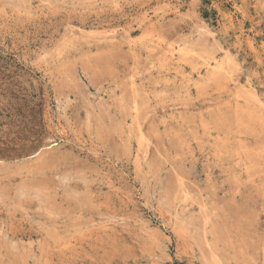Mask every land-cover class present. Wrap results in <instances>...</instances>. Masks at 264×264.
Instances as JSON below:
<instances>
[{"label":"rangeland","instance_id":"1","mask_svg":"<svg viewBox=\"0 0 264 264\" xmlns=\"http://www.w3.org/2000/svg\"><path fill=\"white\" fill-rule=\"evenodd\" d=\"M0 264H264V0H0Z\"/></svg>","mask_w":264,"mask_h":264},{"label":"bare ground","instance_id":"2","mask_svg":"<svg viewBox=\"0 0 264 264\" xmlns=\"http://www.w3.org/2000/svg\"><path fill=\"white\" fill-rule=\"evenodd\" d=\"M253 92V91H252ZM251 95V94H249ZM256 95V94H255ZM258 100V99H257ZM259 103V102H258ZM262 103V102H261ZM238 105V104H237ZM235 109V108H234ZM239 109V108H238ZM255 119V118H254ZM262 120V119H261ZM256 122V121H255ZM255 127V126H254ZM261 129V128H260ZM244 140V139H243ZM246 140V139H245ZM260 145V144H259ZM253 149V148H252ZM231 150V149H230ZM235 151V150H234ZM242 152V151H241ZM263 161V160H262ZM245 166V165H244ZM240 252V251H239ZM238 253V252H237ZM253 260V259H252Z\"/></svg>","mask_w":264,"mask_h":264}]
</instances>
